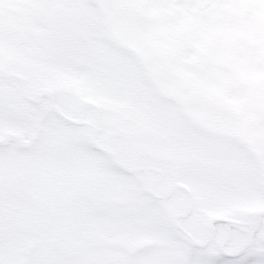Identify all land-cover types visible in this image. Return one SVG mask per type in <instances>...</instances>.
Instances as JSON below:
<instances>
[{"label":"snow or ice","instance_id":"obj_1","mask_svg":"<svg viewBox=\"0 0 264 264\" xmlns=\"http://www.w3.org/2000/svg\"><path fill=\"white\" fill-rule=\"evenodd\" d=\"M0 264H264V0H0Z\"/></svg>","mask_w":264,"mask_h":264}]
</instances>
